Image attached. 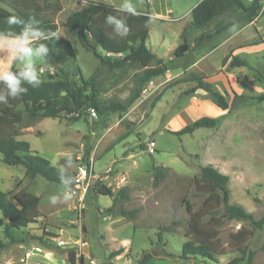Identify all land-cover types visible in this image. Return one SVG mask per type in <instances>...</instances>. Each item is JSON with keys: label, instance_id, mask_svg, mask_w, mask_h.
I'll use <instances>...</instances> for the list:
<instances>
[{"label": "rangeland", "instance_id": "obj_1", "mask_svg": "<svg viewBox=\"0 0 264 264\" xmlns=\"http://www.w3.org/2000/svg\"><path fill=\"white\" fill-rule=\"evenodd\" d=\"M30 1L0 0V8L13 12ZM47 1L48 11L40 16L57 25V36L70 42L75 55L62 69L78 85L85 82L87 94L94 82L101 102L126 103L138 89L143 69L126 65L109 70L61 25L85 2L120 11L123 0ZM146 1L147 6L144 0H132L137 13L150 15L145 45L168 71L144 86L125 112L99 121L87 110L75 122L61 114L33 123L22 114L18 139L27 142L32 153L59 169L64 167L68 174H75L80 165L91 167L95 180L81 202L70 186L72 198L64 201L63 186L39 176L26 181L29 177L23 168L3 164L0 154V191L21 210L32 196L39 201L35 223L10 231L13 243L3 234L6 221L0 213V241L6 243L0 249V264H88L90 260L139 264L145 251L161 258L147 264H227L236 258L244 263L249 252L253 264H264V230L226 219L222 204L215 203L216 195L212 204L207 203L210 188L200 179V169L212 166L228 177L230 204L241 206L255 220L264 215V101L258 100L264 96V0H259V15L249 23L241 20V11L231 10L202 29L193 27L190 18L191 9L201 0ZM34 3L42 6L41 0ZM242 3L249 6L252 0ZM202 34H211V41L193 50ZM182 43L189 50L175 58L173 52ZM235 55L249 66L230 67ZM6 57V45L0 46V70L7 67ZM36 63L42 81L46 80L52 68L43 60ZM196 78L224 97L227 110L219 109L209 93H190L199 82ZM203 117L215 119L216 125L180 137L173 134ZM68 153L71 166L65 163ZM152 166L163 168L160 179H154ZM99 186L114 194L126 187L128 199L118 202L115 211H134V218L105 216L112 198L99 195ZM53 195L61 197L55 204L50 202ZM31 213L28 208L27 214ZM197 213L202 214L199 227L213 258L178 260L183 244L200 236L189 229L192 214ZM166 256L175 259H162Z\"/></svg>", "mask_w": 264, "mask_h": 264}, {"label": "trees", "instance_id": "obj_2", "mask_svg": "<svg viewBox=\"0 0 264 264\" xmlns=\"http://www.w3.org/2000/svg\"><path fill=\"white\" fill-rule=\"evenodd\" d=\"M35 1V0H34ZM33 0L26 2L22 9H14L9 12L0 8V31L9 29L6 23L10 15H17L24 20L30 17H35L40 21V27L48 33H55L57 36V25L50 19L42 18L41 12L47 10V0H41L42 6L38 7ZM146 6L147 1L144 0ZM259 0H252L249 6H244L242 0H201L190 11L191 25L196 29L206 27L212 20L222 17L231 10L241 11V20L243 22H251L259 15L260 11ZM57 7L55 11H59ZM264 15V11L261 13ZM108 15L126 17V22L130 27L129 34L120 38L115 35L113 29L105 23V17ZM149 14L137 13V15H127L118 11L113 6L88 1L83 7L67 15L61 23L62 27L72 34L81 47L88 53L92 54L99 63L109 70L121 69L126 65H138L143 69L138 78V89L126 101L119 102H101L98 99V90L94 82L88 85L89 92L86 93L83 84L78 85L72 81L69 74L62 69L68 61L75 58L74 51L70 42L62 37L57 39L51 38L43 41L50 49L49 55L43 59L46 66L52 68V73L48 74L39 88L28 87V92L18 99H9L7 104H0V154L2 155L1 162L7 166H18L23 168L24 175L33 179L37 176L41 177L48 183H54L63 186L60 182L59 168L50 164L46 159L34 154L30 150L27 142L18 139V126L21 124L25 115L29 123H33L38 118H58L61 114L67 115L70 121H78L83 113L88 109H93L96 118L103 121L111 113H123L128 107L136 101L144 86H146L153 78L163 75L168 71L167 66L161 59L156 58L146 47L145 42L148 38V30L150 23ZM11 29L18 32L20 26L13 25ZM211 34H202L193 44V50L199 49L204 42H210ZM104 53L100 55L98 50ZM189 48L185 43L178 46L173 55L175 58H182L188 52ZM188 58L185 62L188 63ZM226 58L222 60L224 64ZM230 67H248L249 64L245 59L235 55L232 56L229 62ZM18 68H14L17 70ZM198 79V78H196ZM196 86L190 91H204L209 93L214 104L222 111L227 110V103L224 97L214 92L209 84L198 79ZM259 81V80H257ZM0 88L3 85L0 84ZM264 101V96L258 98ZM216 125V120L211 118H200L190 125L185 126L179 132L173 133L180 137L186 134H192L197 129H210ZM162 169L157 166H152L154 171V179L162 177ZM74 174L64 172V179L68 181V186L71 184ZM200 179L204 185H207L210 190V198L208 202L212 204L214 199L216 204H222L226 219L244 222L254 231L264 230V215L255 220L253 216L247 213L241 206L229 203V191L227 188L228 177L219 173L212 166H205L200 169ZM99 195L112 198V204L104 211L105 216L110 217H129L134 218V211H125L119 209L115 211L118 202H125L128 199L126 187L120 188L115 194L105 186H99L97 189ZM258 202L257 199H255ZM38 198L32 196L29 204L22 210L14 206L7 198V194L0 191V213L6 221L3 229V234L8 240V243H13L14 239L11 236V230H19L25 228L31 223H35L38 212ZM264 203V199H263ZM207 206V204H205ZM31 209V215L27 214V209ZM189 212V209L187 208ZM201 213L192 214L189 229L196 236L194 240L186 241L182 246V251L178 260H189L193 258H202L211 261L213 253L206 244V236H202V230L199 227ZM160 239V236L158 237ZM6 243L0 241V249H3ZM253 253L249 252L248 259L243 263V259H233L227 264H253ZM153 251L143 252L139 264H147L152 259H161ZM162 259H175L171 256H166ZM82 261V259H79Z\"/></svg>", "mask_w": 264, "mask_h": 264}, {"label": "clouds", "instance_id": "obj_3", "mask_svg": "<svg viewBox=\"0 0 264 264\" xmlns=\"http://www.w3.org/2000/svg\"><path fill=\"white\" fill-rule=\"evenodd\" d=\"M120 11L127 15H137V9L132 0H123ZM6 23L10 26L8 30L0 31V46L6 45L7 67L0 70V104H7L9 99H18L28 92V87L39 88L42 84V76L38 69L37 60L46 59L49 55V47L43 41L55 38V33L45 32L39 25L40 21L35 17L24 20L13 14L10 15ZM105 23L109 25L116 36L126 37L130 32V27L126 22V17L108 15ZM20 26L18 32L11 29V26ZM19 65L17 70L15 66ZM27 85V86H26ZM65 163L72 164V155L66 154ZM65 168L59 170L60 182L65 191L62 194L64 201L72 198V193L68 190V181L64 179ZM60 196L53 195L50 202L55 204L60 200Z\"/></svg>", "mask_w": 264, "mask_h": 264}, {"label": "built area", "instance_id": "obj_4", "mask_svg": "<svg viewBox=\"0 0 264 264\" xmlns=\"http://www.w3.org/2000/svg\"><path fill=\"white\" fill-rule=\"evenodd\" d=\"M88 113L92 117H96L93 109H88ZM95 177L92 172V168L86 165H80L76 168L74 177L72 178L70 190H72L74 195H77V200L79 202L84 198L87 190L90 188ZM88 264H97L94 260H90Z\"/></svg>", "mask_w": 264, "mask_h": 264}, {"label": "water", "instance_id": "obj_5", "mask_svg": "<svg viewBox=\"0 0 264 264\" xmlns=\"http://www.w3.org/2000/svg\"><path fill=\"white\" fill-rule=\"evenodd\" d=\"M82 252H83V253H86V252H87L86 248H83V249H82Z\"/></svg>", "mask_w": 264, "mask_h": 264}, {"label": "crops", "instance_id": "obj_6", "mask_svg": "<svg viewBox=\"0 0 264 264\" xmlns=\"http://www.w3.org/2000/svg\"><path fill=\"white\" fill-rule=\"evenodd\" d=\"M234 53H235V52H234ZM26 181H31V179H30V178H27ZM111 218H112V217H111ZM202 264H204V263H202Z\"/></svg>", "mask_w": 264, "mask_h": 264}]
</instances>
